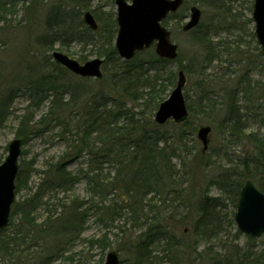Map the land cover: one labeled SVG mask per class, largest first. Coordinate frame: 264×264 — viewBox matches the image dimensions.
Listing matches in <instances>:
<instances>
[{"label": "trees", "instance_id": "16d2710c", "mask_svg": "<svg viewBox=\"0 0 264 264\" xmlns=\"http://www.w3.org/2000/svg\"><path fill=\"white\" fill-rule=\"evenodd\" d=\"M64 6L60 1L48 14L47 33L42 36L44 45L54 48L60 43L65 48L69 40L97 43L95 54L104 58V76L98 87L88 85L80 90L72 82H63L64 74L69 72L65 67L52 61L45 69V65L36 62L32 77L29 72L17 88L0 92V129L6 122L11 101L24 89L30 96V104L29 110L20 117L17 137H24L27 142L33 133L43 134L38 124L58 122L61 128L63 126L61 133L70 147L41 171L33 160L20 162L17 195L28 187L35 172L39 171L42 176L34 192L15 200L10 224L0 230V264H32L33 257L39 259L38 264H53L56 260L63 264L93 263V255L89 257L73 249L83 240L92 212L99 213L102 221L108 219L113 224L123 221L120 227L124 232L132 227L138 230L130 235L134 251L133 259L127 264H164L163 257L168 263L181 264L180 254L186 245L177 234L175 237L176 232L168 221L176 218L180 206L177 199L182 198L180 193L183 194L185 188L178 179L177 163L173 162L178 151L170 144L182 143L184 135L180 129L186 134L188 119L181 124L174 123L178 127L175 135L161 131L164 126L153 120L158 105L175 84L176 71L171 65L178 57L175 60L161 58L151 47L124 60L114 46L115 16L107 19L104 29L99 26L94 31L82 16L75 15L71 20L73 14ZM179 11L164 22L178 16ZM199 26L189 32H193L195 41L204 46L203 63L209 64L218 50ZM80 59L85 61L87 56H80ZM76 77L90 83L89 78ZM46 100H49L47 110L39 121L35 120L37 110ZM71 105L73 109L67 112ZM236 106L231 103L229 111L235 130L242 132L247 124L237 117ZM256 141L259 146L255 152L232 163L209 181L233 201L234 208L247 179H253L264 192V138ZM71 164H76L75 170L71 169ZM82 182L89 197L75 194L76 186ZM221 199L206 194L199 200L193 226L198 245L202 240L220 236L228 226L227 216L224 218L219 212L225 207ZM44 205L47 215L38 223V213ZM234 214L235 211L230 214L231 226ZM128 224L130 228L125 230ZM87 243L89 249L99 247L105 251L109 248L106 236L90 239ZM33 249L37 251L33 253ZM157 249L164 253L161 259L154 254ZM247 249L230 247L207 264H264L263 249L256 252ZM171 255H175V261ZM102 261L103 257L95 264H102Z\"/></svg>", "mask_w": 264, "mask_h": 264}, {"label": "rangeland", "instance_id": "374dc122", "mask_svg": "<svg viewBox=\"0 0 264 264\" xmlns=\"http://www.w3.org/2000/svg\"><path fill=\"white\" fill-rule=\"evenodd\" d=\"M60 1L66 10L69 9L68 13L73 14L71 20L75 15L83 17L86 11H91L101 29L105 28L108 18L116 17L117 8L114 0H0V92L17 88L29 72L32 77L36 62L42 63L41 65H45L47 69L54 61L52 53L55 50L82 63L84 61L80 56L86 55L85 61L102 58L95 54L97 43H78L69 40L67 42L70 43L65 48L60 43H56L54 48H47L44 45L42 36L47 33V16ZM252 5L253 0H186L178 16L164 22L172 31V41L178 45V60L171 65L176 71V80L170 91L176 85L178 72L183 70L186 75L184 94L189 108V117L185 124L186 134L180 129L184 135L182 143L170 144L171 148L178 151L173 162L177 163V169L180 171L178 179L185 188V192L180 193L182 201L177 199L180 206L176 218L168 221L170 228L173 227L176 232L175 237L177 234L183 240L184 246L186 245V249L180 254L181 264L210 263L212 257H219L230 247L242 250L248 248L250 252L264 250V236L251 238L240 232L234 219L231 226L230 214L236 211L233 201L209 183L211 178L229 168L232 163L243 159L248 153L255 152L259 146L256 140L264 138V57L254 35ZM192 6H197L202 13L200 31L209 37L208 41L218 50L217 56L209 64L203 63L206 50L202 44L195 41L193 32L182 30ZM76 76L69 71L64 74L63 82L65 84L72 82L76 87L79 86L80 90L88 85L95 87L101 85L99 80L102 77H90V84L84 83L85 80L79 81ZM35 84L33 81V85ZM29 97L23 89L18 91L11 101L6 122L0 129V163L8 154V144L17 137L20 117L29 110ZM231 103L237 105L234 109L237 117L247 124L242 132L234 128L233 116L229 111ZM48 106L49 100L42 103L35 120H40ZM71 106L67 107V112L73 109ZM202 125H210L212 128L208 148L205 150L197 137V131ZM37 126L44 130L43 134L33 133L23 144L20 162L33 160L36 168L41 171L47 164L57 161L70 147L68 139L61 133L63 126L61 128L58 122L48 125L41 123ZM26 129L28 128L25 127ZM177 129L174 122L170 121L161 128V131L175 135ZM75 168L76 164H71V169ZM105 168H108L107 164ZM113 174L112 170L111 175ZM41 176L39 171L35 172L29 179L28 187L17 195V199L34 192ZM75 194L84 198L89 197L84 182L76 186ZM206 194L222 198L225 207L220 208L219 212L224 218L227 216L228 226L220 236L202 240L198 245V238L193 236V226L197 218V204ZM45 215L47 210L44 205L38 213V223ZM122 225L123 221H116L114 224L108 219L102 221L99 213L92 212L88 216L83 240L77 242L73 249L89 257L93 255L91 264H95L102 257L103 264L109 251H117L123 264H127L133 259L134 251L130 235L138 230L130 228L128 224L125 230L129 228L130 230L124 232L120 227ZM102 236L108 239L109 248L105 251L99 247L89 249L87 241ZM33 250V253L37 251ZM154 254L161 259L164 253L157 249ZM171 256L175 261V255ZM166 259L163 257L166 262L164 264H171ZM38 263L39 259L33 257L32 264ZM53 264L63 263L56 260Z\"/></svg>", "mask_w": 264, "mask_h": 264}, {"label": "water", "instance_id": "95a60500", "mask_svg": "<svg viewBox=\"0 0 264 264\" xmlns=\"http://www.w3.org/2000/svg\"><path fill=\"white\" fill-rule=\"evenodd\" d=\"M184 0H115L117 6L118 32L115 47L123 59H131L137 51H141L156 42V53L165 58L174 59L178 54V46L171 40V32L162 21L171 13L177 11ZM201 10L197 6L191 8L189 21L183 26L190 30L198 25ZM252 19L255 22V35L262 46L264 55V0H254ZM84 20L93 30L98 28L94 15L87 11ZM54 59L67 67L73 73L84 77L101 78L103 59L94 58L80 63L60 51L53 52ZM186 82L184 72L179 71L176 87L170 95L160 103L155 121L163 125L169 119L182 122L188 116V109L183 94ZM212 128L203 125L198 129L197 136L202 141L205 150L209 143ZM23 138L15 137L8 144V154L0 163V229L8 226L11 208L16 198V178L19 174V157L21 155ZM237 227L252 237L264 234V192L247 180L240 191L237 211L234 216ZM104 264H120L116 251H109Z\"/></svg>", "mask_w": 264, "mask_h": 264}]
</instances>
